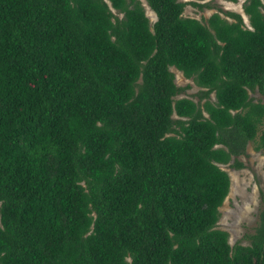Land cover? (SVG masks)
Instances as JSON below:
<instances>
[{"label": "trees", "instance_id": "16d2710c", "mask_svg": "<svg viewBox=\"0 0 264 264\" xmlns=\"http://www.w3.org/2000/svg\"><path fill=\"white\" fill-rule=\"evenodd\" d=\"M145 1L0 0V264H264V206L217 226L220 163L264 150V0Z\"/></svg>", "mask_w": 264, "mask_h": 264}, {"label": "rangeland", "instance_id": "374dc122", "mask_svg": "<svg viewBox=\"0 0 264 264\" xmlns=\"http://www.w3.org/2000/svg\"><path fill=\"white\" fill-rule=\"evenodd\" d=\"M186 4L183 14L197 17L206 22V18L214 11L225 15V10L238 11L242 14L246 25H249L248 16L244 13L243 2L245 0H196L199 2H209L210 6L199 7L192 4V0H182ZM145 11L151 21L156 18L155 12L142 0ZM116 12V10L114 9ZM121 15V13H119ZM174 73L175 82L178 85H184L185 88L177 96H188L195 101L198 100L197 93L203 87L197 85L192 77H187L184 73L170 66ZM188 84V86H186ZM249 95L254 100H264V94L258 91L249 90ZM209 98L215 100V93L212 91ZM204 99H201L203 101ZM173 116H176L173 113ZM242 161L239 167L232 166L231 159L227 163H220L222 168L226 169L231 178V184L228 194L219 206V218L217 226L228 232L230 244L236 242L248 244L250 242L249 234L255 230L258 224V215L261 207L264 206V150L256 149L254 143L249 141L244 153L238 156Z\"/></svg>", "mask_w": 264, "mask_h": 264}]
</instances>
